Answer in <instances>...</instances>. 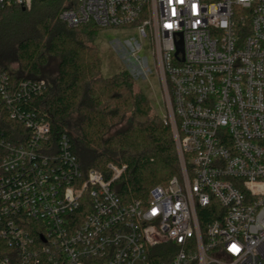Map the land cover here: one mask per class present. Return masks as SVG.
I'll return each instance as SVG.
<instances>
[{
	"label": "built area",
	"instance_id": "built-area-1",
	"mask_svg": "<svg viewBox=\"0 0 264 264\" xmlns=\"http://www.w3.org/2000/svg\"><path fill=\"white\" fill-rule=\"evenodd\" d=\"M65 2L70 27L150 38L181 177L126 201L114 183L129 166L85 172L69 138L25 108L46 82L14 85L0 69V103L24 129L0 132V264H264V0Z\"/></svg>",
	"mask_w": 264,
	"mask_h": 264
},
{
	"label": "trees",
	"instance_id": "trees-1",
	"mask_svg": "<svg viewBox=\"0 0 264 264\" xmlns=\"http://www.w3.org/2000/svg\"><path fill=\"white\" fill-rule=\"evenodd\" d=\"M65 5V0H33L25 10L12 6L1 11L0 69L14 85L45 81L44 90L32 94L25 108L50 122L54 140L69 138L85 172L105 171L111 162L127 164L128 173L114 187L126 201L145 198L154 186L181 177L172 127L135 88L127 70L103 75L95 44L98 26L70 27L59 17ZM12 63L18 68L12 69ZM16 128L24 132L0 103V132L16 141ZM9 250L0 238V258Z\"/></svg>",
	"mask_w": 264,
	"mask_h": 264
},
{
	"label": "rangeland",
	"instance_id": "rangeland-1",
	"mask_svg": "<svg viewBox=\"0 0 264 264\" xmlns=\"http://www.w3.org/2000/svg\"><path fill=\"white\" fill-rule=\"evenodd\" d=\"M99 28L95 44L103 61L102 73L111 77L127 70L134 78L135 88L143 90L153 110L162 118L166 114L164 91L153 57V44L135 26ZM17 69V63L10 65Z\"/></svg>",
	"mask_w": 264,
	"mask_h": 264
},
{
	"label": "water",
	"instance_id": "water-1",
	"mask_svg": "<svg viewBox=\"0 0 264 264\" xmlns=\"http://www.w3.org/2000/svg\"><path fill=\"white\" fill-rule=\"evenodd\" d=\"M23 9L25 10L26 8L23 7ZM178 48H179V51H182L183 50V43L182 42H179L178 43Z\"/></svg>",
	"mask_w": 264,
	"mask_h": 264
}]
</instances>
